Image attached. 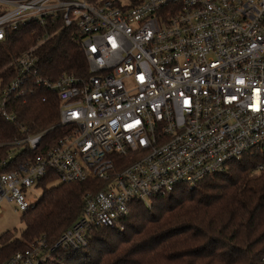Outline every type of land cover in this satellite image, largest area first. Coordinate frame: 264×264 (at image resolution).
<instances>
[{
  "label": "built area",
  "instance_id": "1",
  "mask_svg": "<svg viewBox=\"0 0 264 264\" xmlns=\"http://www.w3.org/2000/svg\"><path fill=\"white\" fill-rule=\"evenodd\" d=\"M58 19L77 29L87 72L44 77L35 52L48 34L16 58L0 114L16 120L11 98L42 88L59 100L64 134L23 160L48 130L7 142L0 213L5 201L32 208L49 175L105 187L54 243L39 237L0 264H43L85 248L93 229L121 228L136 202L151 209L157 197L264 150V0H0V41L8 28Z\"/></svg>",
  "mask_w": 264,
  "mask_h": 264
},
{
  "label": "trees",
  "instance_id": "2",
  "mask_svg": "<svg viewBox=\"0 0 264 264\" xmlns=\"http://www.w3.org/2000/svg\"><path fill=\"white\" fill-rule=\"evenodd\" d=\"M47 34L49 39L35 52L41 74L51 80L64 73L86 74L88 64L75 41L79 34L75 27L65 26L61 19L44 26L31 22L8 28L0 41V88L15 77L16 58ZM7 108L17 118L11 121L0 114V143H6L0 145V157L14 150L7 142L15 137L48 130L37 149L27 148L17 156L23 160L42 154L64 134L62 126H55L60 119L59 100L48 90L37 88L25 100L11 98ZM55 180L53 175L40 179L37 186L42 193L23 212L20 235L18 229L0 235V262L39 237L54 243L82 215L86 197L105 187L99 179ZM124 225L123 230L95 228L87 247L56 251L53 260L59 258L64 264H264V150L232 161L192 189L178 187L157 197L151 209L136 202ZM50 261L43 264H55Z\"/></svg>",
  "mask_w": 264,
  "mask_h": 264
},
{
  "label": "rangeland",
  "instance_id": "3",
  "mask_svg": "<svg viewBox=\"0 0 264 264\" xmlns=\"http://www.w3.org/2000/svg\"><path fill=\"white\" fill-rule=\"evenodd\" d=\"M54 183H59L60 180L57 179L53 181ZM53 184V183H51ZM36 197H39L42 193L41 188H35L32 192ZM3 211L0 213V235L6 232L7 230H15L20 235L21 229L24 227V222L22 220L23 212L15 209L13 202L5 201L2 205ZM124 226L121 227V230L125 229ZM55 264H64L59 258L50 261Z\"/></svg>",
  "mask_w": 264,
  "mask_h": 264
}]
</instances>
